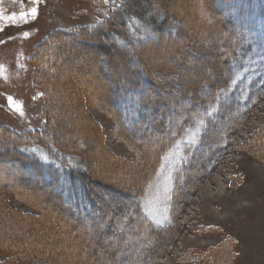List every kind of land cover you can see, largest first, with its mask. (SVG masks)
Wrapping results in <instances>:
<instances>
[{"label": "rangeland", "instance_id": "obj_1", "mask_svg": "<svg viewBox=\"0 0 264 264\" xmlns=\"http://www.w3.org/2000/svg\"><path fill=\"white\" fill-rule=\"evenodd\" d=\"M204 1L207 3L209 0H173V7L170 11L167 10L169 15L176 13L179 8L188 7L190 14L187 21L170 19L160 32L153 24L154 37L147 33L153 41L139 49L137 55L150 79L155 75V71L156 74L162 73V76L159 74V79H154L157 86L164 85V89L178 90L179 94L188 96L194 94V89L200 84L203 86L204 82L219 85L223 81L226 74L223 69L224 61L220 62L218 55L227 41L223 36L224 31L213 21V12L204 9ZM33 7L38 9V15L35 18L29 15L27 22H24L21 14L28 13ZM150 15L155 16L158 23L162 19V13L159 11L147 14V17ZM163 16L166 17L165 14ZM13 17L15 19H12ZM96 19L87 0H39V3L34 0H0V126L18 131L45 128L50 121V117L48 120L44 112L50 99L49 90L41 86L37 78L38 62L35 63L32 56L40 45L47 49L55 44L56 39L48 40L55 32L70 30L77 25L94 24ZM172 27L181 33L179 38L173 34ZM135 28L140 30V34L144 32L143 27L138 24ZM83 39L90 43H82L74 40V37L65 38L64 44L74 48L75 53L61 63L57 58H52L51 62L56 60L53 62L60 63L58 70L56 69L59 77L62 74L65 76L64 72L69 71L70 94L74 91L78 102L85 104V107L83 106L82 113L76 107H69V99L63 91L60 92L62 87L68 86L67 83L55 85V89L59 90L58 94L63 98L55 97L57 100L53 101L55 107L61 109V124L65 134L75 137L76 146L89 150L87 155L91 159L94 158V162L82 166L83 171L92 181L101 184L95 191L106 199L105 203L110 205L115 214L107 215L105 221L86 229L87 239H83L82 243L79 242L76 232L67 230L61 224L55 226L49 221L51 226L47 227V231L51 239L57 231L63 229L64 233L67 232L66 235L60 236L63 242L68 245L81 244L80 247L75 246L79 251L78 260L67 258L64 252L65 257L62 255L61 259L57 258L55 262L65 260L66 264H75L74 261H77V264H209L201 258L207 253V256L214 258L215 264H222V259L227 260L224 252L229 255L227 250L231 249L233 254H230L227 264H264V147L255 142L257 136H264V90L259 94V101L246 113L237 130L229 138L228 146L216 165L211 166L209 173L189 169L182 174L186 176V184L181 185L184 178L180 176L181 172L178 173L181 162L180 149L183 143L192 139L191 134H188L159 157V165L152 175L151 182L143 184V187V180L152 166L142 168V157H139L137 148L131 141H141L147 156L153 157V151L165 138L159 140L154 135L144 137L146 132L142 131L141 140L119 139L116 122L109 113L101 109L105 103L103 95L111 85L108 78L120 80L124 75L134 76L132 70H137V66L134 65L129 51L113 48L108 44L110 38ZM44 42L45 45L42 44ZM100 45L105 47L103 50L107 53V58L101 53ZM189 45L193 50L186 49L184 53L183 50ZM175 50L179 53H175ZM249 61L244 70H250L251 76H259L264 70V60L253 58ZM56 70L53 72L56 73ZM248 74L249 72L243 71L241 75L246 77ZM239 85L241 86L236 88L233 98L242 104L249 96L250 84L246 81ZM82 89L86 93L84 99L78 97V92ZM178 93L169 91L166 95L175 97ZM197 93L199 97L207 95L203 90ZM9 97L12 101H9ZM219 104L221 105L220 102ZM232 109L233 114H221L225 126L235 117L237 108L234 106ZM80 120L83 121L81 126L85 124L92 128L94 136L79 127ZM223 124H214L220 137L212 140L209 146L207 144L208 148L203 152L205 157H202L203 154L199 155L195 158L196 163H207V154L220 146L223 140ZM137 133L139 134V131ZM172 134L168 132L166 137ZM32 147L42 151L37 146ZM7 149L9 147H5V150ZM249 150L258 155L262 154V158ZM2 153L0 150V194L8 199L13 209L34 216L38 212L35 206L17 199L9 187L10 181L28 179L25 165L22 169L19 162L11 158L13 156ZM111 159H115L116 164L111 163ZM176 166L175 184L181 191L177 199L176 226L174 231L156 245L154 238L148 237L142 230H136L140 216L135 215L133 209L134 206L140 205L142 212L151 222L156 224L154 221L159 220V225L166 224L170 219L172 175ZM25 184L30 185L26 182ZM165 187L170 199L165 197ZM140 188L142 191L136 194ZM102 213L109 214L105 210ZM39 218L40 220L35 221H41L45 217H34ZM44 223L45 226L49 225L46 220ZM104 227H110L111 232L104 231ZM5 228V235L8 232L16 233ZM131 230L137 233L133 234ZM37 235L39 234H36L35 238L41 241ZM45 236L47 235L44 234V239ZM228 238L232 241L226 243ZM85 241L86 249L83 246ZM75 247L72 248L70 256L75 253ZM7 252L5 248L0 250V262L9 254ZM49 254L53 253L50 251ZM24 263L23 259L14 261V264ZM37 263L35 261L32 264Z\"/></svg>", "mask_w": 264, "mask_h": 264}, {"label": "trees", "instance_id": "obj_2", "mask_svg": "<svg viewBox=\"0 0 264 264\" xmlns=\"http://www.w3.org/2000/svg\"><path fill=\"white\" fill-rule=\"evenodd\" d=\"M87 1H89L91 9L97 18L94 24L77 25L70 30L64 29L61 32H55L48 38V40L56 39L55 44L53 43L52 47L47 49H43V46L40 45V48H37L36 53L32 56L33 61L35 63L38 62L36 64L37 78L41 86L45 90H49L48 98L50 99H48L47 106L44 109L48 120L50 117L49 123L47 122L45 128L40 130L18 131L7 126H0V150L3 152L2 154L13 156L11 158L17 160L22 169H24V165L28 169H25L28 179L10 181L9 187L13 196L35 206L38 211L34 216L31 213H20L13 209L8 199L0 194V250L5 248L8 251L7 253H9L0 264H14V261L21 259L25 260L24 264H32L35 261L38 262L37 264H66L65 260H61L62 262L57 260L55 262V259H61L64 252H66L67 258L73 257V259L78 260L79 251L77 248L81 244L79 246L77 243L68 245L67 242H63L60 236H64L67 233H64L63 231L65 230L63 229L57 231L58 233L51 239L47 231V227L51 226L49 221L55 226L61 224L67 230L76 232L79 242H83V239H87L86 229L93 228L94 224L105 221L108 217L107 215L115 214L110 205L105 203L106 199L104 200L95 191L101 184L92 181L89 175L83 171L82 166L88 162H94V158L91 159L87 155L89 150L76 146L75 137L65 134L61 124L63 122L61 109L55 107V102L53 101L63 98L62 95L58 94L57 91L59 90L55 89V85L57 83L61 85L68 84L70 78L69 71L64 72L65 76L61 73L62 76L60 77L57 72L59 64L73 55L74 52V48L64 44L65 38L74 37V40L86 44L90 42L83 41V37H102L104 39L108 38V40L110 38L111 40L108 44L113 46V48L124 49L131 53L133 63L137 66V70H132L135 75L130 77L124 75V78L120 80L108 78L111 85H109L108 94L104 93L103 95L105 103L101 106V109L109 113V116L116 122V126L119 129L117 132L119 139L126 141H130L132 138L140 139L143 136L140 133L142 131L146 132L144 137L154 135L159 140L165 138L162 142L160 141L158 148L153 151V157L147 156L146 148L141 141H131L137 148L139 157H142L140 161L142 168L152 166L150 172L143 180L141 185L143 187L148 182H151L152 175L154 171L156 172L159 165V157L170 148L172 149L175 146L174 144L179 143L188 134H191L192 139L183 143L180 149L179 159L181 162L178 166V173L181 172L180 176L184 178L181 185L184 186L186 184V176L182 174L189 169L209 173L211 166L216 165L217 160L224 153L225 148L228 146L229 138L237 130L246 113L259 101V94L264 90V70L259 73V76H251L250 70H244L247 61L250 59L258 58V60H264V0H209L207 3L204 1V9L208 10V12L209 10L213 12V16H215L213 21H216L217 26L224 31L223 36L226 38L225 41L227 43L221 47L222 51L218 57L220 62L224 61L223 69L226 74L219 85L213 84V82H204L203 86L200 84L198 88L194 89V94L188 96L179 94L178 90L164 89V85L157 86L155 80L159 79V74L162 76V73L156 74L155 71V75H152V79H150L146 75L137 55L139 49L141 50L145 44L153 41L147 33L154 37L155 26L158 27L160 32L169 23L170 19L172 21H178L179 19L184 22L187 21L190 14L188 7L186 9H184L185 7L176 8L177 14L169 15L168 11L173 7V0ZM152 5L153 7H150ZM154 11L162 13V19L159 23L155 16L150 15L147 17V14ZM137 24L141 28L143 27L144 34H140V30L135 28ZM172 29L175 37L179 38L181 33L175 27H172ZM130 43L135 45L132 46ZM42 44L45 45V42ZM103 47L100 45L99 49L102 51L104 58H107V53L103 50ZM186 49L193 50L190 45L183 50L184 53L187 51ZM174 52L179 53L177 50ZM52 58H57L56 60H60V63L53 62L56 60L51 62ZM55 70L56 73L53 72ZM243 71L249 72V74L243 77L241 75ZM104 76L108 77L107 75ZM246 81H249L250 84L249 96L246 98L247 100L239 104L233 97L236 95V88L241 86L239 84L246 83ZM69 86V84L68 86L65 85L60 92L62 93L63 91L66 98L69 99L70 102L67 103L69 107H76L82 113L85 104L78 102L74 91L70 94L71 88ZM202 90L207 92L206 97L197 95V92ZM169 91L172 93L177 92L178 94L175 97H168L166 93ZM85 95L86 93L83 89L78 92L80 99H84ZM221 98L224 101L221 102ZM234 106L237 108L235 117L225 126L221 114L223 112H231L233 114L232 108ZM81 122L83 121L80 120L79 125L82 124ZM215 123L223 124V140L219 144L220 146L214 149L215 151L213 150L207 154V163H196L195 158L206 151L208 148L207 144L209 146L212 140L220 137L219 132L214 128ZM87 126L83 124L79 127H83L85 132H90L94 136L92 128ZM138 131L139 134L137 133ZM168 132L173 134L166 137ZM255 140L258 145L264 147V136H257ZM32 146H37L42 151H38ZM5 147H9V149L5 150ZM251 152L255 156L258 155L254 151ZM204 155L205 153L202 157ZM260 155L262 154L258 156ZM260 157L262 158V156ZM114 160L111 159V163L116 164ZM176 169L177 166L172 175L170 219L166 224L156 225L151 222L145 213L142 212L140 205L134 206L133 209L134 214L140 216L136 230H142L145 235L154 238L156 245L161 243L162 239L172 232L176 226L177 199L181 192L175 184L177 181ZM25 182L30 185L27 186ZM141 191L142 188L136 194ZM104 210L109 214L102 213ZM34 217L45 218L41 221H35L40 220V218L34 219ZM45 220L49 225L45 226ZM5 227L9 231H15L16 233L8 232L7 235L3 234ZM103 229L111 232L110 227H104ZM131 233L136 234L137 232L131 230ZM36 234H39L37 236H40L41 241L35 238ZM44 234L47 235L45 239L43 237ZM231 241L228 238L226 243ZM75 246L78 247L76 248ZM83 246L86 249V241ZM74 247L76 251L73 254L71 253L70 256L69 254ZM230 250H227L229 255L224 252L227 260L223 261L222 259V264H227L230 254H233ZM50 251L53 254H49ZM205 256H207V253L200 257L208 261L209 264L216 263L211 255ZM213 256L215 255L213 254ZM74 262L77 264V261Z\"/></svg>", "mask_w": 264, "mask_h": 264}, {"label": "snow or ice", "instance_id": "obj_3", "mask_svg": "<svg viewBox=\"0 0 264 264\" xmlns=\"http://www.w3.org/2000/svg\"><path fill=\"white\" fill-rule=\"evenodd\" d=\"M34 2H36V3H39V0H34ZM32 16L33 18H35L37 15H38V9L36 8V7H33V8H31L30 9V11L28 12V13H22L21 14V18L24 20V22H27V17L28 16ZM12 19H15V17H13ZM9 99V101H12V98L11 97H9L8 98ZM22 114V113H21ZM164 194H165V197L166 198H169L170 199V197H168V189H167V187H165V192H164ZM149 215H153L152 213H148ZM157 225H159L160 224V221L159 220H155L154 221Z\"/></svg>", "mask_w": 264, "mask_h": 264}, {"label": "bare ground", "instance_id": "obj_4", "mask_svg": "<svg viewBox=\"0 0 264 264\" xmlns=\"http://www.w3.org/2000/svg\"><path fill=\"white\" fill-rule=\"evenodd\" d=\"M174 231V230H173Z\"/></svg>", "mask_w": 264, "mask_h": 264}]
</instances>
